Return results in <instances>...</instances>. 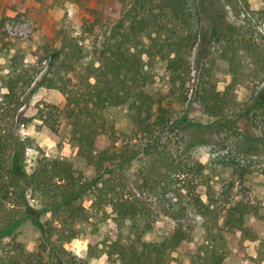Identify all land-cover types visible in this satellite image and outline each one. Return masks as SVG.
I'll return each mask as SVG.
<instances>
[{"label":"trees","instance_id":"trees-1","mask_svg":"<svg viewBox=\"0 0 264 264\" xmlns=\"http://www.w3.org/2000/svg\"><path fill=\"white\" fill-rule=\"evenodd\" d=\"M201 1L204 11L198 0H117L93 51L97 64L65 32L58 48H40L34 64L0 34V264H92L103 256L110 263L172 264L173 254L185 255L187 222L195 218L203 241L187 264H223L228 236L258 242L245 264H263L264 211L235 199L233 189L258 175L264 191V10L247 0ZM218 62L230 76L222 91ZM156 63L163 64L166 90L149 94ZM38 82L63 95L69 142L92 169L90 178L61 157L36 156L25 169L32 143L19 126L36 118L23 107ZM237 87L248 94L242 108ZM192 103L209 121V164L182 151L190 125L183 109ZM118 108L126 110L124 129L116 126ZM209 168L229 169L232 179L215 189ZM250 215L254 226L246 223ZM160 217L175 223L173 231L144 240ZM108 220L112 230L99 240ZM25 222L40 232L31 252L18 239ZM80 235L84 256L65 248Z\"/></svg>","mask_w":264,"mask_h":264},{"label":"rangeland","instance_id":"rangeland-1","mask_svg":"<svg viewBox=\"0 0 264 264\" xmlns=\"http://www.w3.org/2000/svg\"><path fill=\"white\" fill-rule=\"evenodd\" d=\"M117 0H0V34L9 39L13 44L19 45L24 54L27 64H34L36 55L44 44L52 48H58L65 32L68 36L78 40L85 47L89 54L87 60L97 64L93 51L99 45L101 35L111 21L109 16L110 6ZM253 10H264V0H247ZM201 11L204 5L198 0ZM114 3V4H113ZM1 24H3L1 26ZM3 61L0 60V64ZM215 78L217 89L222 91L230 82V76L226 72V64L218 62ZM156 77L154 82L145 87L149 94L166 90V81L162 63L155 65ZM5 93L0 82V98ZM247 91L243 87L235 89L236 104L242 108L247 97ZM28 103L23 107L27 117H36L32 121L19 126L20 137H28L31 140V149L25 154V169L29 171L34 166L35 157L64 158L73 167L81 171L87 178L92 176V169L86 166L76 157V149L69 142L70 128L63 118L62 109L65 103L63 95L55 89L44 88L40 82L34 84L28 90ZM40 111V112H38ZM190 125L187 127L186 135H182L184 142L181 143L182 151L186 152L192 159L202 164H209L208 152L210 151V138L204 126L209 122L195 104L185 106ZM43 116L49 124L53 125L54 131L44 126L38 118ZM116 126L124 129L127 126L126 110L118 108L114 111ZM239 133L246 130L243 122L239 123ZM180 139V137H178ZM241 139H235L237 144ZM211 167H213L211 165ZM206 169L205 172L211 178V184L218 189L232 179L229 169L215 168L214 171ZM211 172V173H210ZM262 176H252L245 185H235L233 195L235 199L245 200L259 207L260 212L264 211V191L260 184ZM35 206L34 202L32 203ZM85 207L90 202L85 201ZM107 211L110 210L107 208ZM191 240L185 248V255L173 254L172 264L180 260L187 264L188 258L196 252L198 245L203 241L201 219L195 218L187 222ZM249 226L256 225L253 216L246 217ZM87 231H88V226ZM85 228V227H84ZM175 228V223L167 217L158 218L153 229L144 236L146 241H158L168 235ZM112 230L111 221L108 220L98 233V239L102 240ZM40 236L38 229L30 222L23 223L18 229V239L28 251H33ZM229 254L223 264H245L249 258L255 257L259 248L258 242H239L237 238L227 237ZM65 248L74 254L84 256L87 248V240L81 235L74 239ZM92 264H120L110 263L106 257L93 260ZM264 264V261H263Z\"/></svg>","mask_w":264,"mask_h":264}]
</instances>
